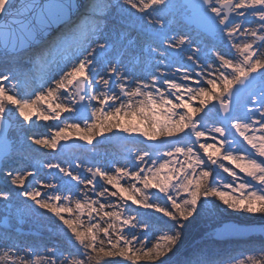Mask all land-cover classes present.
<instances>
[{
  "label": "snow or ice",
  "instance_id": "snow-or-ice-1",
  "mask_svg": "<svg viewBox=\"0 0 264 264\" xmlns=\"http://www.w3.org/2000/svg\"><path fill=\"white\" fill-rule=\"evenodd\" d=\"M124 4L127 8L116 7L124 12L134 9L140 13L137 19L163 27L156 13L168 7L166 0H124ZM37 7L41 9L39 13ZM89 7L95 12L99 5L93 3ZM10 8L15 12L13 0H0V16L8 14ZM201 8L205 15L212 14L206 15L207 21L214 32L227 37L238 58L215 53L219 61L214 69L217 74L213 76L212 70H200L195 72V79L189 70L177 67L175 72L179 80L191 81L193 86L178 83L167 73H162V81L153 77L151 83L136 82L127 70L120 71L119 61H107L105 67L104 62L97 59L101 53L92 48L93 43L101 50L109 48L107 42L99 39V23L91 27L84 23L76 25L68 33L59 35L36 58L34 63L41 69L49 70L55 65L62 73L59 79L52 77L54 86L45 79L39 89L22 94L21 81L7 87L4 82L12 78L0 74V123L5 114L13 110L25 123H35L33 117L44 122H58L50 137H32L34 144L56 149L61 141H68L73 132L79 140L92 144L95 136L105 130L112 132L115 127L128 135L137 133L151 142L163 136L165 139L161 143L167 146L160 158H153L144 151L135 155V163L130 156L126 165L115 166L114 171L89 167L86 171L90 178L73 174L59 163H47V168L57 169L76 181L72 187L83 183L87 190L74 199V193L63 195L56 184L44 183L42 188L56 191L42 194L37 189L22 190L19 195L46 209L66 226L67 233L71 234H63L67 248L61 250L52 245L42 253L31 248L24 251L13 245L0 255V264H105L107 257H119L130 264H164L162 258L172 252L181 239L184 221L198 214L200 208L207 207L210 197L233 211L264 214V86L258 97L254 94L249 97L253 105L260 107L249 108L245 119L234 117L232 110L234 97L257 79L254 74L259 73L264 84V0H201ZM64 15L63 9H58L55 19L61 20ZM52 22L51 9L45 12L43 6H34L27 13H21L16 20L19 28L15 42L11 40V33L8 39L0 38V52L15 53L20 46L31 47ZM238 37L245 39L240 41ZM160 43L183 51V46L192 47L193 42L187 37L174 40L165 36ZM150 51L157 49L152 47ZM188 60L201 67L198 58L188 55ZM206 67L213 69L212 64ZM161 82L166 92L157 86ZM85 100L88 101L86 105ZM92 101H96L98 107ZM88 111H91L90 120ZM211 112L223 114L222 124L231 123V129L242 138L250 153L240 154L239 148L234 149V141L229 140L230 132L224 126H208L206 117ZM255 112L259 113V119L252 118ZM120 116L137 120L149 130L137 124L125 126L118 121L105 124ZM209 165L226 173L232 181L221 183L216 179L218 173ZM241 173L248 179L240 180ZM7 175L13 185L24 189L26 177L33 173L13 175L8 172ZM101 181L111 187H103ZM121 181L130 183L125 186ZM157 192L161 194L159 197ZM109 198L119 202L114 204ZM4 199H8V194L0 192V200ZM160 199L166 203L158 202ZM129 201L141 209H152L167 217L173 222L175 231L149 236L151 225L140 218L142 214H132ZM238 264H264V257H249Z\"/></svg>",
  "mask_w": 264,
  "mask_h": 264
},
{
  "label": "rangeland",
  "instance_id": "rangeland-1",
  "mask_svg": "<svg viewBox=\"0 0 264 264\" xmlns=\"http://www.w3.org/2000/svg\"><path fill=\"white\" fill-rule=\"evenodd\" d=\"M99 2L100 4L105 3L106 5H109L108 0H99ZM112 2L114 3L115 0H113ZM166 2L168 4V7L163 8L160 12L156 13V15H158L163 21V27H160L157 24H149L147 20L137 19L136 15L138 14V12L136 11H133L134 14L129 15V17L123 15L120 16L121 25L139 31L140 34L144 38H146L145 44L148 47H153L154 44L160 43L161 39H163L162 34H160V30L171 26L177 28L178 30H181V38L187 37L193 42L192 44H194V46L191 48L187 45L183 46L184 52L183 54H181V56L183 58H188V55H192L194 59L198 58L197 63L201 65L199 69L205 72L212 70L213 76L216 75L214 69L219 65V61L214 56L215 53L220 51L221 53L225 54L226 58H228L229 56H231L232 58H238L235 49H233L231 45L227 46V37L223 36L222 33L215 32L214 38H211L199 29L194 28L184 21V18L190 13L185 10V7L181 3V0H166ZM120 7L127 8V5L120 4ZM107 8L111 9L112 7ZM114 11H116V14L119 15V8L115 6ZM139 16L140 13L138 17ZM2 17L3 16H0V20ZM71 19L68 20V23L70 24ZM85 25L88 26V24ZM48 38L49 36L46 39ZM238 39L240 41H243L245 37H238ZM225 46L227 47L225 48ZM197 47L199 48V51H193V49ZM163 53V58H161L159 61L155 59V62L153 60H149L145 56L140 57L139 64L142 67L146 68L155 65V63L169 65V61H173L175 69L177 67H180L182 71L189 70V74L193 77V79H195V71L192 70L193 67L191 64L185 63L183 60H181V57H177V55L173 51L166 50ZM125 56L126 54H123V57ZM1 59L5 60L4 62L2 61L0 63V66L7 68H5L4 70L5 73H10L11 69L13 68L17 70L26 69L30 61L28 57L22 55L21 51L8 55L0 54V60ZM208 64H212L213 69H208L206 67V65ZM256 77L258 81L237 101L233 110L234 117H238L243 120L245 119L246 113L249 108L255 110L260 107L259 104L253 105L249 99V97L253 94L258 97L260 95L261 87L264 86V84H262L259 79V73H256ZM160 81H162V78L160 79ZM42 83H44V81H42ZM157 86L161 88V91L166 92V86L163 85L162 82ZM189 86L193 85L191 84ZM36 89L39 88L36 87ZM83 103L86 105L88 101L85 100ZM213 103H215V101ZM77 107H80V105H77ZM89 116H91V111H88V117ZM252 118L259 119V113L255 112V115ZM4 119H6L10 123L7 136L11 142V149L9 154L2 159V167L0 169V192L8 194V199L0 200V233L2 232L9 234V236L11 237L17 235H28L36 238V241L39 244H43V240L50 238L55 242L56 246L61 248V250L67 248V241L63 235L64 233H67L66 226L63 225L55 216H53L52 213L48 212L46 209L39 208L37 205H33V201L29 200L25 196L19 195V193L22 190H33L37 185L41 186L44 183H53L59 187L64 186L66 188H73L75 190H81L82 188L86 189V185L82 183L77 185L76 187H72L73 185H76V181H72L70 177L64 176V174L59 172L57 169L47 168L45 166L47 163H59L63 168L71 170L73 174H79L82 177L90 178V174L86 171V169L89 167H101L99 163L102 164L103 169L110 170L109 167L111 164L114 167L126 165L130 156L132 157V163H135V155L140 154L144 151L149 152L153 158H160L163 151L167 150V146L165 144L159 145V147L157 148L154 146H149V144L157 143L165 139V137L163 136L159 137L156 141L151 142L137 133L128 135L124 132H121L118 128L115 127H113L112 132H108L105 130L101 132L100 135L95 136L92 144H88L85 141L79 140L77 134L73 132L70 134L69 140L61 141L56 149L45 148L32 143L31 138L50 137L52 131L54 130V125L58 122L43 121V123L45 124V130L42 131L33 129V127L37 126L39 123V120L36 117H33L35 123H25L23 119L15 113V110L7 112L4 116ZM117 121L125 126L137 124L138 126L142 127L143 130H149L147 127L140 125L138 121L127 122L126 118L123 116L117 117L115 121L110 120L107 122L114 124ZM206 122L209 127L215 125L217 127L224 126L226 129H228V131L230 132L228 138L229 140L234 141L233 147L234 149L239 148L240 154H242L243 152H251L248 146L243 142L242 138L235 132L234 129H231V123L227 122L226 124H222V122L220 121V115H217L216 112L209 113V116L206 117ZM49 125H53V128H49ZM81 126H83V122H81ZM32 132H38V134L33 135ZM212 135L217 136V139H221L218 134L213 133ZM200 155L203 156V152H200ZM106 156L109 160V163H106ZM19 158L20 160H18ZM181 159L185 158L181 157ZM204 159L207 160V157H204ZM222 163H224L228 167H232V165L228 164L227 161H222ZM77 164H80L81 167L77 168ZM209 167L213 168L214 171L218 173L216 179H219L221 183L225 181H232V178L227 176L226 173L221 172L219 169H215L212 165H209ZM8 172H11L13 175L17 173L32 172L33 175L26 177L24 189H21L17 185H13L11 183V179L7 175ZM239 176L240 180L248 179L242 173L239 174ZM240 180H238L237 183L240 182ZM121 183L127 186V184L130 182L121 181ZM100 184L103 185V182L101 181ZM110 187L111 186L108 185V188ZM152 191L155 192L156 190L153 189ZM160 195L161 194H159L158 192L156 193L157 197H159ZM209 201L210 203L203 209L204 211L208 210V212L206 213L207 218L209 219L207 224L211 226H218L220 222L228 219L227 216H233V218L231 217L229 219L234 220H236L235 217H240V219L242 220L248 219L257 221L256 219L260 215V213L248 214L240 211H233L214 197H210ZM114 202L118 203L119 201L115 199ZM158 202L162 204L166 203V201H164L163 199H160ZM201 203H203V200L201 201ZM129 205L130 209H133L134 211L132 213L133 215H135L136 213L142 214L140 218L151 225L150 236H153V234L157 232H174V230L171 228H162L161 226L165 225L167 221L172 222L167 217H164L160 213H156L152 209H141L137 205H132L130 201ZM17 210L20 211L22 215L27 216L26 220L23 221L21 217L18 219L14 218V213ZM191 219L192 217L189 218V220ZM4 220H6L4 225H1ZM223 222L219 226H221ZM225 222H229L231 224L225 227L224 230L220 232V235L224 237H233L236 241L244 239L245 235L247 236L250 233H255L252 235V237H257L255 231H260V229L263 231L264 227L263 224L261 225L258 223L254 225L256 227H244L239 226L235 224V222H231L229 220ZM215 227H213L211 230L213 234L215 233ZM67 234L69 236L71 235L70 233ZM53 235H58L60 239H54ZM225 244L226 242L222 243L220 249H222ZM229 250L227 253L223 252L222 255L217 256L209 260L208 262L200 261V254L191 252L190 248H186V245L181 243L180 240L174 247L173 251L166 254V256H164L162 259L164 261V264H238V262L247 260L249 257H254L257 259L264 257V250L261 249H258L256 251H253V248ZM110 258H112L113 260L112 264H114V262L116 261H119L120 264H130V262L124 261L119 257Z\"/></svg>",
  "mask_w": 264,
  "mask_h": 264
},
{
  "label": "bare ground",
  "instance_id": "bare-ground-1",
  "mask_svg": "<svg viewBox=\"0 0 264 264\" xmlns=\"http://www.w3.org/2000/svg\"><path fill=\"white\" fill-rule=\"evenodd\" d=\"M109 5H112L111 9H108L105 7L104 4H100L99 0H85L82 6V9L75 15V18L73 16V19L70 20L71 24L68 23V21H65L62 23L56 30H54L50 35L49 38L45 41L41 42L36 47L21 51L22 55L29 58V63L27 65L26 69H11L10 73H5V68L3 66H0V74H7L12 79L11 81H5L4 84L7 87H11L13 83H16L17 80L21 81V87L20 91L23 94L24 92H33L35 91L36 87L40 88V85L42 84V81L45 79H48L50 83L54 86V81L52 80V77H55V79H59V76L62 75L61 72L57 69L55 65L51 67L49 70L41 69L39 64H35L34 61H36V58L47 49L52 42L58 37L60 34L68 33L69 30L73 29L76 25L84 23L88 24V27H91L95 25L96 23L100 24L101 31L98 33L99 39L101 42H107L109 44V48L107 50H101L97 47L95 43L92 44V48H96L98 53H101L98 55L97 59L98 61L104 62V66L107 67V61H112L113 63L119 61L120 64V71L127 70L128 75L136 82L140 81H148L151 83V80L153 77H156L158 80L162 78V73H167L169 77L176 80L178 83H187L188 85H191V81H182L179 80L178 73L175 72L174 68V62L169 61V65H162L157 64L151 66V67H142L139 64V58L140 57H147L149 60H153L155 62V59L158 61L163 58L162 52L166 50L173 51L177 57H181V60H183L185 63H189L192 65L195 72L200 71V69L194 64L192 61H189L188 58H183L181 54H183V51L180 50V48H168L167 44H161L157 43L154 44L153 47L157 49L156 52H151L150 49L152 47H148L145 44L146 38H144L139 31L133 30L131 28L125 27L121 25V19L120 16H127L129 17V13L132 15L134 14V9H129L127 12L120 11L117 15L116 11H114V8L116 5L124 4V0H115L113 3V0H108ZM95 3L96 5H99V7L96 9L95 12H93L89 5ZM83 14H82V13ZM81 13V14H80ZM136 15V14H135ZM139 13L136 15L138 17ZM126 21V20H124ZM171 23V21H170ZM166 26V25H165ZM180 33H182L181 30H178L175 27H166L162 30H160V34H162L163 39L165 36L168 38H172L174 40H178L181 38ZM186 33V32H185ZM58 34V35H55ZM57 36V37H56ZM120 37H123L122 39ZM227 42V41H226ZM196 44V43H195ZM227 42V46H228ZM194 44H192V47ZM225 46V48L227 47ZM191 48V47H190ZM217 53H221L220 51ZM123 54H126L125 57H123ZM223 54V53H222ZM225 55V54H224ZM215 56V55H214ZM228 56V55H226ZM8 57V56H5ZM216 58V56H215ZM6 60V58H5ZM5 60H0V63ZM9 68V67H8ZM7 69V68H6ZM217 74V73H216ZM118 91V90H117ZM93 105H96V101H92ZM98 107V105H96ZM159 111V109H158ZM161 120L164 119L163 116L159 117ZM91 119V116H89V120ZM127 122H135L137 120L126 118ZM108 124L107 121H105V124ZM34 130H45V124L43 121L39 120V123L37 126L33 127ZM149 129V128H148ZM33 135H37L38 132H32ZM22 159V158H21ZM20 160V158L18 159ZM106 163H109V160L107 159V156L105 157ZM99 165L102 167V164L99 163ZM109 171H114V166L110 165ZM82 173V172H81ZM124 182V181H123ZM103 187H108V185L103 184ZM35 189L41 191L42 194L45 193H52L56 191V189H48V188H42L41 186L37 185ZM59 191L63 195H70L74 193L73 198L82 196V193L86 191L85 188H82L81 190H75L73 188H66L64 186L59 187ZM69 189H71V193L69 192ZM92 198H96L92 193H88ZM112 199V202H114L115 198H109ZM33 205H36L34 202H32ZM112 210V209H108ZM131 212L133 213V209H131ZM137 214V213H136ZM24 221L26 220L27 216H24L21 214L20 211H16L14 213V218L18 219L20 218ZM86 220V216L84 217ZM148 221V220H147ZM136 231V230H135ZM257 235H261V232L255 231ZM150 236V231L147 233ZM255 234V233H250ZM54 239L59 240L60 237L57 235H53ZM246 236V235H245ZM3 242V243H1ZM43 244H39L36 241V238L24 235V236H9V234L6 233H0V255L3 254V251L9 248H12L13 245H15L16 248H21L24 251H27L29 248L35 249L39 252H44L48 246L55 245V242L51 240L50 238L45 239L42 241ZM23 254V252L21 253Z\"/></svg>",
  "mask_w": 264,
  "mask_h": 264
},
{
  "label": "water",
  "instance_id": "water-1",
  "mask_svg": "<svg viewBox=\"0 0 264 264\" xmlns=\"http://www.w3.org/2000/svg\"><path fill=\"white\" fill-rule=\"evenodd\" d=\"M85 0H14L13 5L15 7V12L12 9H9V13L5 14L0 20V38H9V34L11 33V40L14 43L16 40V36L18 35V24L16 20L20 18L21 13H27L32 7L34 6H43V10L48 12L51 9L52 13V20L53 22L50 24V27L46 29L45 34L39 35L36 37L37 42L33 43L31 47L28 46H20V48L15 52L18 53L20 51H25L32 49L39 45L43 40H45L54 30H56L62 23L68 21L73 16H75L83 6ZM181 3L184 5L185 10L188 11L190 14L184 18V21L193 26L194 28L199 29L207 36L214 38L215 32L213 31L211 25L206 19L207 16H211V13L205 12L201 8V0H181ZM70 5V9L67 7ZM63 9L65 15L61 20L55 19V13L58 9ZM40 7L36 8L37 13L40 12ZM12 52L9 51L8 53L0 52V54H11ZM256 76V74H254ZM258 80L256 79L254 83L246 90L241 91L234 97L232 102V110H234L237 101L241 98V96L246 93ZM223 120V114H220V121ZM227 122H223L226 124ZM10 123L3 118V122L0 123V169L2 167V159L6 157L11 149V142L8 139L7 133L9 129ZM164 140V139H163ZM162 145L161 141L157 143L149 144V146L159 147ZM68 147V146H67ZM6 220H4L1 225H4ZM231 223L225 222L221 226L215 228V233L213 234V238L216 240H220V242H230L234 240L233 237L229 236H222L220 232L224 230L225 227L229 226ZM234 224V223H233ZM232 224V225H233ZM262 235L264 236V231H261ZM246 237V236H245Z\"/></svg>",
  "mask_w": 264,
  "mask_h": 264
},
{
  "label": "trees",
  "instance_id": "trees-1",
  "mask_svg": "<svg viewBox=\"0 0 264 264\" xmlns=\"http://www.w3.org/2000/svg\"><path fill=\"white\" fill-rule=\"evenodd\" d=\"M217 207V206H216ZM207 209V208H206ZM210 210V209H209ZM207 211H204L203 208H200L198 214H194L191 220L184 221L185 227L181 229V243L186 245V248H190L191 252L200 254V261H206L222 255L223 252H228L229 249L241 250L245 248H253V251L258 249L264 250V236L257 235V237H252L253 234L246 236L244 239L239 241L226 242L225 246L220 249L222 243L213 238V233L211 232L212 228L215 226L208 225ZM226 216V215H224ZM228 219L223 220L235 222V224L244 227H256V223L263 224L264 226V215L260 214L257 217V221H252L248 219H240V217L227 216ZM222 221V222H223ZM220 222L219 225L222 223ZM223 222V223H224ZM172 222H166L165 225H161L162 228H171L175 231ZM218 225V226H219ZM216 226V227H218ZM260 226V225H257ZM215 227V228H216ZM264 230V227H263ZM230 251V250H229ZM113 260L110 257L105 258V264H112Z\"/></svg>",
  "mask_w": 264,
  "mask_h": 264
}]
</instances>
